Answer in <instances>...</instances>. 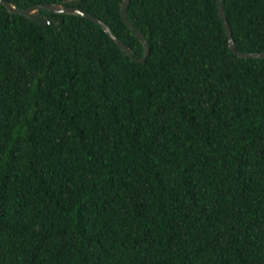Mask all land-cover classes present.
Here are the masks:
<instances>
[{
	"label": "trees",
	"instance_id": "trees-1",
	"mask_svg": "<svg viewBox=\"0 0 264 264\" xmlns=\"http://www.w3.org/2000/svg\"><path fill=\"white\" fill-rule=\"evenodd\" d=\"M76 7L135 59L121 0ZM264 52V0H220ZM0 4V264H264V58L215 0H129L131 60L71 13Z\"/></svg>",
	"mask_w": 264,
	"mask_h": 264
},
{
	"label": "water",
	"instance_id": "water-1",
	"mask_svg": "<svg viewBox=\"0 0 264 264\" xmlns=\"http://www.w3.org/2000/svg\"><path fill=\"white\" fill-rule=\"evenodd\" d=\"M129 0H121L120 7H119V14L121 20L125 23V25L129 28V30L133 33V35L136 37V39L142 44L143 46V53L139 59H135L132 57L130 50L128 47L119 39L115 38L108 27L97 17L92 16L91 14H88L84 11H82L79 8L76 7H63L59 4H35L31 5L29 7H26L24 9H16L14 6H12L10 3L6 2L5 0H0V4L10 13L26 16L32 21H34L38 25H45L48 23V20H46L43 17H39L36 14L37 9L41 8L47 12L50 13H71V14H78L87 20L97 24L99 28L108 36V38L114 42L121 51L124 52L126 56H128L131 60L136 61V62H143L145 57L148 54V46L147 43L145 42L143 36L136 31L126 20L125 13H126V6L128 4ZM216 3V8H217V15L219 17V20L221 21V24L225 30L226 33V41H227V47L228 50L231 51L234 55L238 57H251V58H264V52L260 53H245V52H239L236 51L233 48L232 45V38L230 36V32L226 23V20L224 18L222 9H221V3L220 0H215Z\"/></svg>",
	"mask_w": 264,
	"mask_h": 264
}]
</instances>
